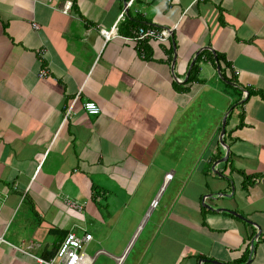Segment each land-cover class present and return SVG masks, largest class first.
I'll return each mask as SVG.
<instances>
[{
  "label": "crops",
  "instance_id": "0c3cea01",
  "mask_svg": "<svg viewBox=\"0 0 264 264\" xmlns=\"http://www.w3.org/2000/svg\"><path fill=\"white\" fill-rule=\"evenodd\" d=\"M71 230L93 264H264V0H0V264Z\"/></svg>",
  "mask_w": 264,
  "mask_h": 264
},
{
  "label": "built area",
  "instance_id": "2783aa9c",
  "mask_svg": "<svg viewBox=\"0 0 264 264\" xmlns=\"http://www.w3.org/2000/svg\"><path fill=\"white\" fill-rule=\"evenodd\" d=\"M72 7L71 1H65L62 13L67 15ZM124 17V13L119 16V19L116 25L119 23L120 20ZM35 29L38 27L36 25L33 26ZM115 27L113 30L106 31L101 30V34L104 37L105 41H108L115 37L114 34ZM172 36V31L169 29H157V28H145V27H138L133 36L127 38V41L134 42L138 45L144 42H155L164 44L166 43ZM49 72L47 69H42L39 72V78L43 79L48 77ZM73 103L68 107L67 113L64 118V122L68 119L69 115L72 112ZM84 111L89 115H97L100 112L99 107L92 102H86L83 105ZM172 176L170 174L165 176L166 180H170ZM69 207L72 209H76L75 204L69 203ZM153 206L156 205V202L152 203ZM93 241V238L90 234L83 231L82 236H78L75 231L71 230L66 235L64 241L59 246L58 250L56 251L53 258L50 260L38 259L39 264H93V258L86 255L85 250L88 245Z\"/></svg>",
  "mask_w": 264,
  "mask_h": 264
},
{
  "label": "water",
  "instance_id": "95a60500",
  "mask_svg": "<svg viewBox=\"0 0 264 264\" xmlns=\"http://www.w3.org/2000/svg\"><path fill=\"white\" fill-rule=\"evenodd\" d=\"M225 127H226V117L223 119V122H222V129H221V133H220V142H221V144H223V142H222V137H223L224 132H225ZM228 212L231 213L232 215H234V216H236V217H238V218L244 220V221L247 222L248 224H252V225L256 226V224H254V223H252V222H250V221L244 219L242 216H239V215L236 214L235 212H233V211H229V210H228ZM256 227H257V226H256Z\"/></svg>",
  "mask_w": 264,
  "mask_h": 264
},
{
  "label": "rangeland",
  "instance_id": "374dc122",
  "mask_svg": "<svg viewBox=\"0 0 264 264\" xmlns=\"http://www.w3.org/2000/svg\"><path fill=\"white\" fill-rule=\"evenodd\" d=\"M210 124H212V122H211ZM93 232H94V231H93ZM98 248H100V246L97 245L95 242H93L92 245H91L86 251H87L88 255L93 256L94 253H95V251H96ZM86 251H85V252H86Z\"/></svg>",
  "mask_w": 264,
  "mask_h": 264
},
{
  "label": "trees",
  "instance_id": "16d2710c",
  "mask_svg": "<svg viewBox=\"0 0 264 264\" xmlns=\"http://www.w3.org/2000/svg\"><path fill=\"white\" fill-rule=\"evenodd\" d=\"M221 62H224V61H222V59H221L220 56L217 57V63L220 65ZM223 76H224L223 78H225V80H226V79H227V76H225V75H223ZM228 80L231 81V82H233L232 78H231V79H228ZM233 83H234V82H233ZM65 236H66V235H65ZM60 238H62V237H60ZM63 241H64V240H60L58 247L54 250L53 253H51V255H52L51 257H53L54 253L56 252V250H58L59 246L61 245V243H62ZM56 246H57V245H56Z\"/></svg>",
  "mask_w": 264,
  "mask_h": 264
},
{
  "label": "bare ground",
  "instance_id": "6f19581e",
  "mask_svg": "<svg viewBox=\"0 0 264 264\" xmlns=\"http://www.w3.org/2000/svg\"><path fill=\"white\" fill-rule=\"evenodd\" d=\"M67 235V234H66ZM57 251V250H56ZM121 259H119V261H120Z\"/></svg>",
  "mask_w": 264,
  "mask_h": 264
}]
</instances>
